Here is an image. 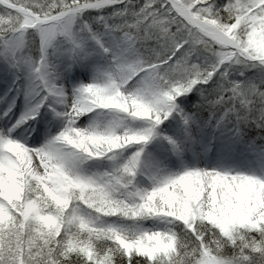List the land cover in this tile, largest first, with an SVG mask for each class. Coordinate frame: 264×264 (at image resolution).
I'll return each instance as SVG.
<instances>
[{
	"label": "snow or ice",
	"instance_id": "6c2138e0",
	"mask_svg": "<svg viewBox=\"0 0 264 264\" xmlns=\"http://www.w3.org/2000/svg\"><path fill=\"white\" fill-rule=\"evenodd\" d=\"M0 264H264V0H0Z\"/></svg>",
	"mask_w": 264,
	"mask_h": 264
}]
</instances>
